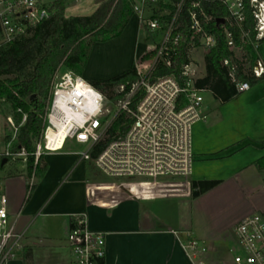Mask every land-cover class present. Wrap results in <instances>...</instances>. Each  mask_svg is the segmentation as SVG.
Returning <instances> with one entry per match:
<instances>
[{
	"label": "built area",
	"instance_id": "built-area-1",
	"mask_svg": "<svg viewBox=\"0 0 264 264\" xmlns=\"http://www.w3.org/2000/svg\"><path fill=\"white\" fill-rule=\"evenodd\" d=\"M186 0H181L176 13L146 16V11L156 7L160 0H135L132 11L139 17V24L160 39L150 59L135 63L136 81L120 85L113 99L71 70L60 68L53 81L45 124L34 153L38 163L45 155L63 152L69 142L86 147L77 153L83 162L93 163L106 177L115 181V187L123 189L129 198H155L192 196V176L195 165L193 128L207 119L203 112V90L197 88L202 76V66L194 62L192 54L204 51L206 55L215 45L213 36L204 34L197 46L196 36L202 31V22L195 11L190 10L191 28L194 31L188 49L190 62L183 65L178 75L155 77L160 63L171 68L181 36L175 35L180 13ZM237 23L245 19L244 0H223ZM255 19L256 41L264 39V1L251 0ZM51 13L43 0H0V28L5 43H12L28 31L47 20ZM205 22H209L201 13ZM149 34V35H150ZM229 46L235 49L228 34ZM259 49V43L256 44ZM237 90L243 94L251 87L237 82L235 66L225 61ZM252 75L264 77V63L258 59ZM124 115L127 122L123 134L111 132L116 121ZM14 129L12 142L18 129ZM105 148L94 159L92 154L103 143ZM8 148L5 157L15 161L26 154L13 155ZM27 161V158L25 159ZM0 264H10L15 257L17 236L9 225L7 201L0 204ZM235 247L228 261L216 262L210 258L207 244L190 238L185 250L194 264H264V215L245 218L234 229ZM67 242L73 264H105L107 257L106 233L93 231L88 216L83 214L72 222ZM233 254V255H232Z\"/></svg>",
	"mask_w": 264,
	"mask_h": 264
},
{
	"label": "crops",
	"instance_id": "crops-1",
	"mask_svg": "<svg viewBox=\"0 0 264 264\" xmlns=\"http://www.w3.org/2000/svg\"><path fill=\"white\" fill-rule=\"evenodd\" d=\"M263 46L258 49V58L264 63ZM263 84L264 80L249 91ZM206 117L203 122L208 121L209 115ZM9 120L13 121L11 105L0 101V204L4 197L9 225L17 236L10 264H73L67 238L72 222L83 214L88 216L93 231L106 233L105 264H194L185 250L190 238L207 244L211 260L230 259L228 238L206 225L203 206L198 205L206 194L197 199H192L191 193L132 199L111 179V183L95 182L88 172V162L81 161L77 153L64 151L45 155L42 163L47 172L42 179H34L22 165L10 160L3 164L8 148L15 144L7 143V138L14 135ZM262 122H255L256 128L247 139L264 142ZM251 148L256 152L253 157L240 159L233 170L238 185L228 187V193L248 191L252 197L238 223L253 212L264 215V173L255 166L264 157V145ZM199 149L202 156L219 146L208 143ZM5 230L0 229V236Z\"/></svg>",
	"mask_w": 264,
	"mask_h": 264
},
{
	"label": "trees",
	"instance_id": "trees-1",
	"mask_svg": "<svg viewBox=\"0 0 264 264\" xmlns=\"http://www.w3.org/2000/svg\"><path fill=\"white\" fill-rule=\"evenodd\" d=\"M81 1L83 0H54L48 7L50 17L12 43L4 42L0 28V101L11 105L13 121L18 129L15 144L10 152L13 155L23 152L26 154L28 174L37 180L42 179L47 172V166L43 165L42 159L35 169L34 153L44 129L46 109L57 71L65 68L83 76L91 47L120 35L130 22L135 0H102L93 15L68 18L67 10ZM167 1L166 7L171 15L165 20H169L176 13L175 5L181 0ZM250 1L244 0L245 19L242 23H237L223 0H186L180 13L179 26L174 33L181 36V41L172 67L168 68L160 63L154 76L178 75L181 67L190 62L188 49L194 31L189 14L192 6L196 5L195 11L203 27L200 35L194 39L195 44L199 46L200 38L204 34L215 39L214 47L205 57L206 75L197 81V88L212 93L222 104L229 103L241 95L230 76V69L224 65L225 61L235 66L237 82L248 83L250 87L261 83L264 77L256 79L252 75V68L259 59L256 44L262 45L264 39L256 41V23ZM201 13L210 21L206 23ZM228 34L234 41V50L229 46ZM238 51L241 52L242 59L238 58ZM154 54L155 52L148 54L146 59L152 58ZM135 81L136 70L132 66L130 70L112 79L95 80L90 84L113 99L116 88ZM126 122L125 116L122 115L111 132L123 134L127 130ZM11 142L12 138L8 137L7 143ZM106 144H101L94 151V159ZM255 166L259 172L264 173V157L258 160ZM219 185L220 182L217 181H193L192 199L199 198ZM29 188L32 192L35 185Z\"/></svg>",
	"mask_w": 264,
	"mask_h": 264
},
{
	"label": "rangeland",
	"instance_id": "rangeland-1",
	"mask_svg": "<svg viewBox=\"0 0 264 264\" xmlns=\"http://www.w3.org/2000/svg\"><path fill=\"white\" fill-rule=\"evenodd\" d=\"M54 0H43L49 7ZM102 0H83L75 3L67 10V17H88L93 15ZM168 1H160L156 7H151L146 11V16L152 18L155 15L168 13L166 8ZM139 24V17L132 11L130 22L121 31L120 35L108 42L97 43L90 49L88 61L84 70L83 79L87 82L95 80H109L126 71L135 63L154 50V43L160 39L154 35H149ZM264 56V46L261 49ZM239 59H242L240 51L237 52ZM205 57L204 51H197L192 54L193 61L200 63L202 76L205 77ZM143 61V60H142ZM203 112L209 115L207 122H200L194 126L193 147L197 153L192 179L195 182L217 181L220 185L207 192L201 200L199 206H203L204 221L208 227L214 228L217 232H222L228 238L229 248L234 245V229L242 213L247 211V206L252 197L248 191L228 193V187L236 188L238 181L233 170L238 167L240 159L248 160L256 153L251 147L259 149V145H264L252 137L255 122L263 123L264 120V84L258 88L239 95L229 103L222 104L216 100L212 93L203 94ZM264 127V126H263ZM214 144L219 146L218 150L211 151L208 155L199 152L204 144ZM227 146V147H224ZM86 147L69 142L66 153L85 152ZM27 156H20L15 161L17 165H22L27 169ZM8 160V158H4ZM39 162L35 161L34 167ZM89 174L95 182L111 183V180L102 174L94 164L88 163ZM34 169V170H35ZM28 171V170H27ZM35 179V178H34ZM115 182V181H113ZM116 190V188H115ZM197 205V204H195ZM241 205L243 208L241 209ZM198 206V207H199ZM197 206H194V208ZM253 214H259L253 212ZM233 255V254H232Z\"/></svg>",
	"mask_w": 264,
	"mask_h": 264
},
{
	"label": "water",
	"instance_id": "water-1",
	"mask_svg": "<svg viewBox=\"0 0 264 264\" xmlns=\"http://www.w3.org/2000/svg\"><path fill=\"white\" fill-rule=\"evenodd\" d=\"M6 163H7V160H4V161H3V164H6Z\"/></svg>",
	"mask_w": 264,
	"mask_h": 264
}]
</instances>
